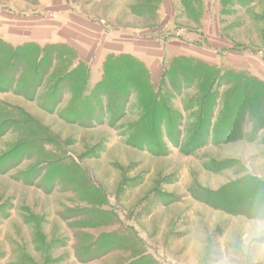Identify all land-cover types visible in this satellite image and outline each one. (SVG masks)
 <instances>
[{
	"label": "rangeland",
	"instance_id": "1",
	"mask_svg": "<svg viewBox=\"0 0 264 264\" xmlns=\"http://www.w3.org/2000/svg\"><path fill=\"white\" fill-rule=\"evenodd\" d=\"M138 2L148 19L134 22L151 25L158 0ZM220 2L208 42L188 43L206 61L177 58L157 85L130 56L92 77L61 43L27 44L3 80L1 40L0 264H251L239 242L264 207V0ZM174 4L177 24L201 20V2Z\"/></svg>",
	"mask_w": 264,
	"mask_h": 264
},
{
	"label": "crops",
	"instance_id": "2",
	"mask_svg": "<svg viewBox=\"0 0 264 264\" xmlns=\"http://www.w3.org/2000/svg\"><path fill=\"white\" fill-rule=\"evenodd\" d=\"M21 1L22 7L15 0H0V40L13 47L67 44L77 51V61L87 64L92 77H100L108 58L134 57L153 85L160 82L175 58L206 61L203 52H194L189 45L197 48L208 42L204 31L213 24L211 16L221 12L220 0L214 5L209 0H197L204 5L202 21H193L187 14V22L179 25L172 21L176 14L174 0H158L153 23L143 25L134 22L148 19L139 0ZM178 2L186 12L190 0ZM137 6L141 8L139 13L134 12Z\"/></svg>",
	"mask_w": 264,
	"mask_h": 264
},
{
	"label": "clouds",
	"instance_id": "3",
	"mask_svg": "<svg viewBox=\"0 0 264 264\" xmlns=\"http://www.w3.org/2000/svg\"><path fill=\"white\" fill-rule=\"evenodd\" d=\"M240 249L252 256L251 264H255V256L264 254V207H258L249 222L245 235L239 242ZM210 264H234L229 254H219Z\"/></svg>",
	"mask_w": 264,
	"mask_h": 264
},
{
	"label": "trees",
	"instance_id": "4",
	"mask_svg": "<svg viewBox=\"0 0 264 264\" xmlns=\"http://www.w3.org/2000/svg\"><path fill=\"white\" fill-rule=\"evenodd\" d=\"M5 43L4 42H2L1 40H0V45H4ZM25 46H27V44H22V45H18V46H16V47H13V48H10L9 50H7L6 49V52H5V56L3 57V58H5L6 59V61L8 62V66H7V68L9 69V70H6L7 72H5L4 71V75H3V80H6L7 79V76L8 75H10V73L12 72V71H10V69L11 68H13L10 64H11V62L13 61V60H16V59H18L19 60V58L18 57H20L19 56V54H18V52L21 50V49H23ZM179 60V59H178ZM175 62H177V58H175V59H173L172 60V62L170 63V66H169V68H168V70L166 71V75L168 74V72H169V69H171V67L173 66V64L175 63ZM106 63V62H105ZM104 67H105V64H104ZM147 73V72H146ZM147 76H148V73H147ZM2 78V77H1ZM148 79H149V76H148ZM7 83H9V82H7ZM0 87H1V84H0ZM149 106H151V104H149Z\"/></svg>",
	"mask_w": 264,
	"mask_h": 264
}]
</instances>
